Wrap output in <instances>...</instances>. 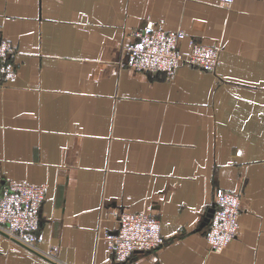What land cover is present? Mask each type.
I'll return each mask as SVG.
<instances>
[{"label": "crops", "instance_id": "1", "mask_svg": "<svg viewBox=\"0 0 264 264\" xmlns=\"http://www.w3.org/2000/svg\"><path fill=\"white\" fill-rule=\"evenodd\" d=\"M147 23L218 47L215 69L126 65ZM0 38V186L44 187V255L0 233V264H264V0H0ZM216 188L240 213L210 252ZM121 211L152 213L163 244L116 261L102 234Z\"/></svg>", "mask_w": 264, "mask_h": 264}, {"label": "built area", "instance_id": "2", "mask_svg": "<svg viewBox=\"0 0 264 264\" xmlns=\"http://www.w3.org/2000/svg\"><path fill=\"white\" fill-rule=\"evenodd\" d=\"M233 0H217L228 7ZM136 37L124 46L126 65L146 73L173 75L179 65L189 64L205 71L215 69L219 48L188 37L187 49L179 46L185 38L183 30L169 31L153 23L135 32ZM15 46L0 38V80L14 77L12 62ZM44 187L27 182L7 181L0 186V232L23 247L37 251V230ZM240 194L215 189V205L206 227L210 252H220L238 233ZM102 239L116 261H125L135 251H149L163 244L158 219L152 213L121 211L116 228L104 231ZM42 254V253H40ZM44 255V254H42Z\"/></svg>", "mask_w": 264, "mask_h": 264}, {"label": "water", "instance_id": "3", "mask_svg": "<svg viewBox=\"0 0 264 264\" xmlns=\"http://www.w3.org/2000/svg\"><path fill=\"white\" fill-rule=\"evenodd\" d=\"M213 208L210 209L209 213L207 214L206 222L208 221L209 217L212 215ZM1 233V232H0ZM3 234V233H1ZM4 235V234H3ZM39 255L43 256L42 254L38 253Z\"/></svg>", "mask_w": 264, "mask_h": 264}]
</instances>
